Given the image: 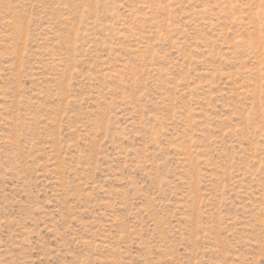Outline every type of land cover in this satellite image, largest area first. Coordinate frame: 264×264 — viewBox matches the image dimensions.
Here are the masks:
<instances>
[{"label":"rangeland","instance_id":"obj_1","mask_svg":"<svg viewBox=\"0 0 264 264\" xmlns=\"http://www.w3.org/2000/svg\"><path fill=\"white\" fill-rule=\"evenodd\" d=\"M0 264H264V0H0Z\"/></svg>","mask_w":264,"mask_h":264}]
</instances>
